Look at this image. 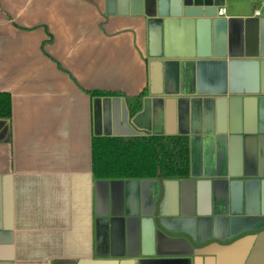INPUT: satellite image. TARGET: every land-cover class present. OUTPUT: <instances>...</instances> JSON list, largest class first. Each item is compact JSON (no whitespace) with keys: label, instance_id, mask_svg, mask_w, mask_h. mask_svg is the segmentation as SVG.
<instances>
[{"label":"crops","instance_id":"crops-1","mask_svg":"<svg viewBox=\"0 0 264 264\" xmlns=\"http://www.w3.org/2000/svg\"><path fill=\"white\" fill-rule=\"evenodd\" d=\"M219 4L0 0V264H264V0ZM138 96L133 130L187 136L188 178L93 174L95 114Z\"/></svg>","mask_w":264,"mask_h":264},{"label":"trees","instance_id":"trees-1","mask_svg":"<svg viewBox=\"0 0 264 264\" xmlns=\"http://www.w3.org/2000/svg\"><path fill=\"white\" fill-rule=\"evenodd\" d=\"M93 97H116L92 91ZM143 96L128 100L133 114L141 110ZM12 115L10 94L0 93V119ZM93 174L99 179H186L190 175V146L186 136H94L91 142Z\"/></svg>","mask_w":264,"mask_h":264},{"label":"water","instance_id":"water-1","mask_svg":"<svg viewBox=\"0 0 264 264\" xmlns=\"http://www.w3.org/2000/svg\"><path fill=\"white\" fill-rule=\"evenodd\" d=\"M176 5L181 9L184 13L185 17H193V18H201V17H216L218 13V7L220 6L219 0H175ZM147 6H154L155 0H146ZM116 100V99H115ZM113 100V101H115ZM110 101V100H109ZM104 103V106L100 109V113H96L94 116V135L95 136H120V137H128V136H144L145 134L137 133L133 130L132 126L138 127V120L143 117L144 113L148 111V105L146 102H142L141 110L133 114L129 109V106L126 104L122 105V112L118 116L115 113V102ZM232 107V106H230ZM232 109V108H231ZM233 116L239 117L238 114H233L231 112L229 121H223V125L219 120V125L224 127L223 134L227 137V134L237 135L239 133L233 132L236 128L233 126ZM215 121V120H214ZM7 124V137H9V121H3ZM218 122V121H215ZM154 130V135H157V132ZM184 136V135H180ZM187 137V136H186ZM191 156V155H190ZM191 165V162H190ZM194 168V165L192 166ZM156 180H166V179H156ZM135 183V181H128L126 183V194L129 192V184ZM137 183V182H136ZM157 183V182H150ZM264 216V215H263ZM255 219V218H253ZM262 219H258L259 221H263ZM162 219L160 220L161 223Z\"/></svg>","mask_w":264,"mask_h":264},{"label":"built area","instance_id":"built-area-1","mask_svg":"<svg viewBox=\"0 0 264 264\" xmlns=\"http://www.w3.org/2000/svg\"><path fill=\"white\" fill-rule=\"evenodd\" d=\"M225 13H226V10L225 9H221V10H219L218 15L219 16H224ZM257 15L261 16V12H257Z\"/></svg>","mask_w":264,"mask_h":264}]
</instances>
